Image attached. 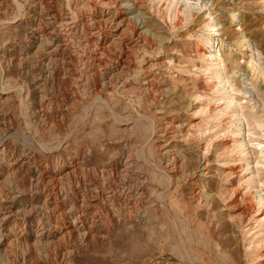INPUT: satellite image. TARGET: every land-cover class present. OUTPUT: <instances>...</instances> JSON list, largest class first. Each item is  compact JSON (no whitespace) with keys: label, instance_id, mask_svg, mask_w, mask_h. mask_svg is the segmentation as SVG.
Segmentation results:
<instances>
[{"label":"rangeland","instance_id":"obj_1","mask_svg":"<svg viewBox=\"0 0 264 264\" xmlns=\"http://www.w3.org/2000/svg\"><path fill=\"white\" fill-rule=\"evenodd\" d=\"M140 1L0 0V147L22 155L32 139L54 148L38 157L47 165L80 150L81 171L52 189L31 154L20 158L0 213L31 207L28 241L6 250L23 215L2 220L0 264H264V0ZM91 5H122L150 40L111 84L97 80L110 60L86 61L78 25ZM36 20L48 36L32 34ZM151 74L154 101L141 89ZM166 121L165 136L153 133ZM125 191L135 204L118 200ZM57 204L91 222L61 254L34 243L35 217Z\"/></svg>","mask_w":264,"mask_h":264},{"label":"bare ground","instance_id":"obj_2","mask_svg":"<svg viewBox=\"0 0 264 264\" xmlns=\"http://www.w3.org/2000/svg\"><path fill=\"white\" fill-rule=\"evenodd\" d=\"M51 1L56 2L57 0H51ZM38 2L33 1L32 7L33 8L37 7V9H39L38 11L40 12V15H42L43 13L42 10L44 11L45 8L43 9L44 6H42L40 3L37 4ZM137 5L138 6L134 8H136L139 11H142L143 9L144 11V1L143 0H141ZM142 14L143 15L146 14V11L142 12ZM46 23L48 24V22ZM46 25L44 26L46 27ZM78 27H79L78 29L80 30V32L85 31L86 34L88 35L87 39L84 42V46L86 48V53H85L86 61L87 62H90V61L97 62L99 66H101L103 57H106L108 60L111 61V64L109 63L110 64L109 68L103 69V71L99 74V78L98 79L95 78L98 80V82H103L104 84L106 82L111 84L121 74L132 72V70L135 68L134 59L136 57L137 49L140 46L145 47L150 42L149 37L141 33L140 24H138L137 21H133V19L128 17L126 13V9L122 5H117L114 12L100 9L96 5H91L90 11L88 13L81 15ZM31 32L33 35L36 36V38L37 37L42 38L43 35L45 34L47 35L48 28L42 27L41 24H39V22L37 23V20H36V25L31 29ZM50 34H51V31H50ZM39 46H40V43H39ZM52 48H54L53 44L50 43L45 46L44 50H50V53H53V55H55L56 47H55V50H53ZM101 67L104 68L103 66ZM145 74H147V72ZM143 78L144 79L146 78V80L142 84L141 86L142 88L141 87L140 88L142 89V91L146 93L147 95L146 97H148V99L155 100V97L157 94H155L156 92L152 91V89L154 88V84L156 83L155 82L156 75L155 74L145 75V77ZM41 99H42L40 100L41 105L47 108L48 103L44 102L45 96ZM43 112H46V110ZM45 114L39 115L41 122H44L47 120ZM158 122H160V120ZM167 124H169V122L166 121L164 122L162 128L160 126L158 128L157 125L153 128L151 127L153 129V133L159 134L161 137L165 136L167 132V127H168ZM28 141L33 145V147L35 146L34 147L35 150H30L28 148H25L22 151L23 152L22 155L17 154L13 151H6L5 148L3 149L2 146L0 147V171L2 174V177H1L2 181L0 180L1 181L0 184L6 185L10 182L12 178H14L15 173L17 171H20L21 166H18L20 158L25 155L28 156L29 154H31L30 158L32 159V162L35 163L34 170H35L36 181L46 182L45 184L47 185L51 184L52 189L56 188L58 184L61 183L62 181L65 182L67 180V177H70L72 175L77 174L78 172H81L78 168L79 161H77L80 150L71 154L67 158L66 162H62L58 160V161H55L54 165L52 163L50 165H47L42 162H39L38 157L40 156L43 157L44 155L42 154L55 152L54 148L53 150H50V148H45V149L40 148V147H37L36 144H34V141H32V139H29ZM59 142L61 143V141ZM55 149L57 148L55 147ZM27 151L29 152L26 153ZM166 153H168V151ZM170 165H172V161L169 163V165L168 163L166 164V166H170ZM50 166H53V167L50 168ZM89 182L91 183V185L95 184V180L93 179H91ZM77 184L79 186L81 185V179L78 180ZM16 188L15 189L8 188L9 189L8 193L5 192L6 194L4 196V199H5L4 201L15 203L16 198L19 197V195L21 194L17 191L19 188L18 189ZM136 193H137L136 191L135 192L125 191L122 193V195H118L117 198L120 202L130 201L131 204L133 205L135 204L133 203L135 202L133 198L136 195ZM63 204H57L53 208H51L50 212H47L45 215L41 214L40 216L37 215L35 217L34 243L38 247L42 245L48 248L52 245V243L57 242L58 243L57 253L65 252L69 248L68 244L64 242V240H66L68 236L77 235L78 238L81 237L83 239L85 236L90 234V231H91L90 230L91 228L90 219L88 220L86 217L82 215L67 214L65 211V205ZM31 210H33L31 209V207L26 206L24 204H20L19 206L13 205L12 207L7 208L4 212L0 213V222L6 219L7 217L14 216L17 213L23 215L22 216L23 218L21 217V219H17L16 221L14 220L15 222L13 223V229L16 230L14 233V238L12 240L9 239L10 241H8V237L5 235L2 239V246H5L4 248L6 250H8L10 246H13L14 245L13 243L25 244L28 241V237L25 235V231H24L25 222H26L24 216L31 213ZM66 215H69V216L67 217ZM53 240H56V241H53ZM35 244H32V245H35Z\"/></svg>","mask_w":264,"mask_h":264}]
</instances>
